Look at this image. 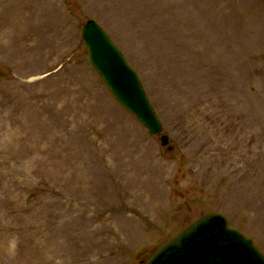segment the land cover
Masks as SVG:
<instances>
[{"label":"rangeland","instance_id":"1","mask_svg":"<svg viewBox=\"0 0 264 264\" xmlns=\"http://www.w3.org/2000/svg\"><path fill=\"white\" fill-rule=\"evenodd\" d=\"M88 19L173 151L91 65ZM208 214L264 255V0H0V264H145Z\"/></svg>","mask_w":264,"mask_h":264},{"label":"water","instance_id":"2","mask_svg":"<svg viewBox=\"0 0 264 264\" xmlns=\"http://www.w3.org/2000/svg\"><path fill=\"white\" fill-rule=\"evenodd\" d=\"M90 62L117 100L152 135L163 131L145 89L133 68L105 30L88 20L82 32ZM168 146L169 137H161ZM169 151L173 147H168ZM146 264H264V255L220 214L199 218L161 247Z\"/></svg>","mask_w":264,"mask_h":264}]
</instances>
